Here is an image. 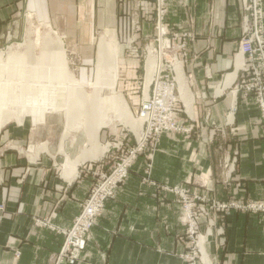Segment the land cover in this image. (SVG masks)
<instances>
[{
  "label": "crops",
  "instance_id": "crops-1",
  "mask_svg": "<svg viewBox=\"0 0 264 264\" xmlns=\"http://www.w3.org/2000/svg\"><path fill=\"white\" fill-rule=\"evenodd\" d=\"M154 6V0H0V49L35 22L75 40L77 53L90 56L103 40L123 38L125 15L128 23L141 22L137 36L152 37ZM165 9L167 31L191 38L174 72L182 131L163 134L150 160L141 155L134 161L74 264H264V216L237 209L211 211L200 228L202 260L184 258L190 246L181 200L170 190H188L195 206L264 200L260 112L252 97L236 91L245 77L242 2L166 0ZM262 11L264 39V2ZM139 48L144 59L129 58L121 80L138 90L149 61ZM125 130L134 145L142 129ZM102 149L97 143L72 156L63 134L41 123L21 120L0 128V264H56L63 232L95 179L82 166L101 160ZM80 158L85 161L68 176L64 165ZM228 163H234L230 177Z\"/></svg>",
  "mask_w": 264,
  "mask_h": 264
},
{
  "label": "rangeland",
  "instance_id": "rangeland-1",
  "mask_svg": "<svg viewBox=\"0 0 264 264\" xmlns=\"http://www.w3.org/2000/svg\"><path fill=\"white\" fill-rule=\"evenodd\" d=\"M155 1V6L153 8V14H154V24H153V35L152 37L145 38L137 36L138 33H141L142 31V24L141 22H134L130 21L128 23V20L126 18V15L123 16V30H125V33L123 38L121 40H114L115 42L112 43L111 39L108 40H101L103 42V45L101 43L98 46V53L101 50L102 46L108 45V49L114 53V56L116 58L115 60V71H114V81L112 79H106L105 84L101 89L100 94L98 96L97 101L94 103V106H96L97 113V119L102 123L101 128L96 133L97 134V143L99 148L105 149L104 155L101 160L95 163H88L87 170L88 172H93L94 174V181L92 183L91 188L95 184L96 175L95 172L99 170V165L103 166L104 172L109 173L110 166H113L112 159H105L107 154V151H111L112 148L119 143L124 144L125 148L132 149L136 146L138 141L140 140V137L145 129V123H144V116L142 118L139 117L140 110L142 109V105L145 102V99L149 97L153 91V78L156 72H158V69L162 68V76L163 79L167 81H173L174 82V93L178 98V119L180 114V104H179V94L177 91L176 81H175V69L176 64L179 63V60L181 62V59L184 56L185 50L187 49L189 42H191V38L189 36V33H177V32H169L166 28V22H165V3L166 0H164L163 4L160 5V2L158 0ZM138 10V8H137ZM123 15V14H122ZM159 27H162L164 35L162 37H159ZM128 34L129 38H128ZM190 38V39H189ZM46 39H51L53 45L58 46V44L61 47L60 55L63 57L64 60V68L65 74L75 81L78 85H81V88L83 89L84 93L87 96V104H90V101L94 98L95 94V83H96V76H97V67H98V53L93 55H81L78 54L75 50V40L72 39H63L59 37L58 31H53L48 25L35 23V22H29L25 27L23 28V33L21 34V37L17 40L10 41L7 45H5L2 49H0V64L1 66L7 65L11 59H13L10 54L16 53V54H24L26 51L29 50L32 52H35L36 56H40V51L43 48V45L45 43ZM186 43V45H185ZM123 45L125 50H122L121 47ZM182 45H185V47H182ZM111 46V47H110ZM115 46V47H114ZM139 47H142L145 49V53L147 54L146 60H155V66L153 69V73L150 78L148 77V69H149V61L147 62V65L145 67L143 66L141 68V74H139V79L143 84L138 90L135 87H131L129 84L130 81H127L125 83V86L122 85L121 80L124 76V65H127V60L131 57H135L138 59H144V56L140 53L141 50ZM111 48V49H110ZM124 51V52H123ZM153 57V58H152ZM145 60V61H146ZM178 60V61H177ZM32 65H36V62L34 60L31 61ZM143 63V62H142ZM56 66H60L59 64ZM63 68V67H62ZM59 75V72L55 74ZM11 82L13 81V78L9 79ZM247 80V77H245V81ZM52 81V80H51ZM56 85L50 86V96L48 100H41L39 99L38 103L35 104L34 102H28L25 101L22 102H16L17 108L12 110L9 113V116L5 118L6 120L2 124V118H0V128L6 125H11L15 123H19L21 120H26L29 122H33L35 124L41 123L44 126L47 127L48 130H50L52 133L57 134L59 137L61 134L67 139V146H71V154L76 155L79 151L78 148H85L87 147L88 153L91 151L92 148V141L89 138V135L87 133L88 128L86 127L85 120L86 118L81 116L80 121L77 122L75 125H70L69 120L66 116V110L69 108V103L67 101L66 97V91L63 90L64 88H69V86L61 85L62 81L59 78H54ZM52 81V82H53ZM67 82H69L67 80ZM110 82L114 83L113 91L111 90V87L109 86ZM247 82V81H246ZM109 83V84H108ZM248 83H245V86ZM255 90V89H253ZM247 96H250L254 99L258 109V101L256 100L255 92L249 91L245 92ZM139 95V97H137ZM122 101V103L126 104V107L128 108V116L131 117V120L134 122V125L128 122L129 118H123L119 116V101ZM86 101V100H85ZM39 106H41L39 110ZM138 108V113L135 117L131 115L132 107ZM260 112V109H259ZM89 116L91 120H94L95 114L94 110L89 113ZM260 122L261 126L264 131V122L261 117L260 112ZM79 123V125H78ZM182 126V125H181ZM183 127V126H182ZM119 128H125V129H131L135 130L137 128L142 129L141 134L138 138V140L135 142L134 145H131L130 138L126 134L127 131L125 129L124 132H122V135H118ZM118 130V131H117ZM117 132V133H116ZM173 132V131H172ZM169 133V132H166ZM264 133V132H263ZM162 136V135H161ZM157 140V145L160 142V138ZM223 137V136H222ZM225 137V136H224ZM156 147L154 150H156ZM154 152L146 151L141 155H146V158L148 160L151 159L150 155L152 156ZM115 157H119V154H115ZM137 157V158H138ZM136 158V159H137ZM117 158H115V161ZM114 160V159H113ZM114 161V162H115ZM134 163V162H133ZM66 165V164H65ZM64 165V169H65ZM133 165V164H132ZM150 166V165H149ZM83 167V166H82ZM131 168V167H130ZM225 171L227 172V177H230L231 173L234 172V163L233 164H227L225 167ZM150 168L147 166V172H149ZM90 188V190H91ZM174 188L170 189L173 190ZM90 192V191H89ZM89 194V193H88ZM88 197V196H87ZM191 201V199L189 198ZM200 200V199H199ZM193 202V200H192ZM214 203L217 205H224V206H236L232 207L230 209H236L242 210L245 212H248L250 214H261L264 216V212H256L254 213L252 210L253 208H259L264 209V200H257V201H246L244 203L239 202H215L211 201L209 204V207L205 206L204 204H200L203 206L208 212L211 211L213 213H216L215 210H211L210 207H212V204ZM182 207V202H181ZM183 208V207H182ZM228 209V210H230ZM183 212V211H182ZM220 212H226V211H220ZM212 214V213H210ZM208 214L205 217H201L200 219V226H199V237L201 238L200 242V250L197 251L195 245V240L189 237L187 227H186V220L185 216L183 215V218L185 220V235L186 239L189 242V252L185 254L184 258H188L192 261L193 258H197V260H202L203 258V252H202V245L204 243V234L200 231L202 220L204 218H208L210 215ZM99 217V216H98ZM76 219V218H75ZM75 221V220H74ZM211 222V221H210ZM74 223V222H73ZM209 223V222H208ZM73 225V224H72Z\"/></svg>",
  "mask_w": 264,
  "mask_h": 264
},
{
  "label": "built area",
  "instance_id": "built-area-1",
  "mask_svg": "<svg viewBox=\"0 0 264 264\" xmlns=\"http://www.w3.org/2000/svg\"><path fill=\"white\" fill-rule=\"evenodd\" d=\"M160 5L164 0H158ZM242 12L244 16V34L239 44V50L244 56L243 73L245 77L238 83L236 91L245 92L254 91L261 117L264 122V39L263 31V11L264 0H241ZM164 35L162 27H159V37ZM190 39V38H189ZM186 45V43H185ZM182 45V47H185ZM162 69V68H161ZM153 78V91L145 99L139 117L144 116L145 129L136 146L132 149H126L124 144L119 143L111 151H107V159H112L113 166H110V172H104L102 163L99 170L95 172L96 180L86 198L80 214L76 217L73 225L63 232L64 241L60 252L56 258V264L68 262L75 263L76 252L83 251L86 246L88 234L95 225L105 202L115 197L116 190L127 178L129 169L138 155L144 152H154L158 138L166 132H180L182 126L178 119V98L174 93V82L163 79L162 70ZM245 83H248L245 86ZM255 89V90H253ZM119 154L115 161L114 155ZM114 159V160H113ZM115 161V162H114ZM150 168V166H148ZM87 169V166H83ZM87 171V170H86ZM178 194L182 202V214L185 216L186 227L190 238L195 240L196 250L199 251L200 242L199 226L201 217L209 214L203 206H195L192 200H189L188 190L174 188L171 190ZM201 200V199H200ZM236 206H224L214 203L211 210L216 212L227 211ZM238 209V208H236ZM0 211L3 207L0 206ZM254 213L264 212V209L253 208Z\"/></svg>",
  "mask_w": 264,
  "mask_h": 264
},
{
  "label": "bare ground",
  "instance_id": "bare-ground-1",
  "mask_svg": "<svg viewBox=\"0 0 264 264\" xmlns=\"http://www.w3.org/2000/svg\"><path fill=\"white\" fill-rule=\"evenodd\" d=\"M60 49L61 47L59 44L58 46H55L51 39H46L39 57L36 56L35 52H29L28 50L24 54H10V56L14 58L5 66H1L0 64V118L4 119L1 122L2 124L4 123L6 120L5 118L9 116V113L12 110L15 109L16 111V102L24 103L25 101H30L37 104L39 99L48 100L50 96V86L56 85V83H54L55 81H53L54 78H59L62 81L61 85L69 86V88L63 89L66 91V97L69 103V108L66 110L69 124L75 125L80 121L79 117H85V124L88 128L87 133L92 141V145L95 147L97 144L96 133L101 128L102 123L97 119V115L99 116V114H96L97 110L94 103L97 101L100 91L106 83L105 80L112 79L114 81L115 79L114 71L116 58L112 52L113 49L110 51L108 45H106L101 47V50L99 51L95 83L96 91L90 104L86 103L87 96L81 88V85H78L65 74L66 68H64V60L60 55ZM32 60L36 62V65H32ZM155 63V60L149 61L147 78L151 77ZM58 64L60 66H56ZM57 72H59V75L55 76ZM7 78H13V81L11 82V80H8ZM67 80L69 82H67ZM109 86L113 91L114 83L110 82ZM119 103V116L123 118H126L127 116V118H129L126 104L122 103L121 100ZM40 108L41 106H39V110ZM93 110L95 118L94 120H91L89 113ZM128 120V122L134 125L131 117ZM103 151H105V149H102V152ZM92 157L97 158L98 153L95 152ZM84 161L85 158H80L74 162H67L64 169L65 173L68 176H74L77 165Z\"/></svg>",
  "mask_w": 264,
  "mask_h": 264
},
{
  "label": "water",
  "instance_id": "water-1",
  "mask_svg": "<svg viewBox=\"0 0 264 264\" xmlns=\"http://www.w3.org/2000/svg\"><path fill=\"white\" fill-rule=\"evenodd\" d=\"M134 112H135V113H138V108L134 109Z\"/></svg>",
  "mask_w": 264,
  "mask_h": 264
}]
</instances>
